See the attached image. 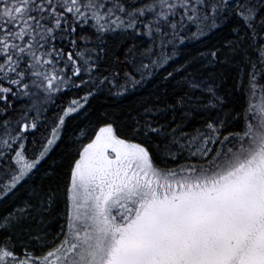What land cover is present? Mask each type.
<instances>
[{"label":"snow or ice","instance_id":"obj_1","mask_svg":"<svg viewBox=\"0 0 264 264\" xmlns=\"http://www.w3.org/2000/svg\"><path fill=\"white\" fill-rule=\"evenodd\" d=\"M226 11L254 38V23L264 30V17L257 20L264 0H0V118L12 108L10 97L34 98L19 119H0V160L14 152L16 165L0 171V200L46 158L65 119L84 109L96 91L105 84L118 95L134 89L174 59L178 45L219 27L217 18ZM117 31L152 43L139 51L132 44L122 58L115 56L131 70L96 77L109 54L105 34ZM258 63L264 68V46ZM188 83L201 90L194 79ZM81 87L89 90L71 99L51 138L29 158L23 134L37 124L28 122V112L39 115L54 94ZM248 89L244 131L221 138L224 120L210 121L193 136L172 129L156 145L161 159L186 154L194 161L178 167H161L146 144L122 138L111 123L100 127L72 164L66 223L52 246L37 256L0 244V264H264V75L255 63ZM207 92L210 106L223 104L213 88ZM135 132L148 137L164 130L148 123ZM27 214L9 213L0 230Z\"/></svg>","mask_w":264,"mask_h":264},{"label":"trees","instance_id":"obj_2","mask_svg":"<svg viewBox=\"0 0 264 264\" xmlns=\"http://www.w3.org/2000/svg\"><path fill=\"white\" fill-rule=\"evenodd\" d=\"M141 2L143 0H137V3ZM252 2L259 3V0ZM260 17H264V11L258 14L257 20ZM217 19L219 27L206 29V35L195 40L187 39L178 45L176 57L165 67L155 70L142 84L124 95L115 94L116 89L105 84L89 98L84 109L65 119L58 133L59 139L46 158L12 193L0 200V219L18 209H27L28 213L10 228L0 230V244L10 248L14 246L17 255L27 250L39 256L48 250L53 237L61 232L60 227L64 224L66 189L72 164L102 126L111 123L122 138L146 144L156 163L167 168L194 162L184 159L185 155L176 160L161 159L157 155L156 145L167 139L172 129H176L177 134L192 136L206 130L210 121L224 120L221 138L229 132L244 131L252 65L255 63L257 71L264 75V68L258 63V49L264 46V30L254 23L259 33L254 38L252 30L230 11ZM237 28L239 31H236ZM84 31L89 29L86 27ZM190 33L191 29L185 34L190 36ZM104 39L109 54L99 61L94 74L96 77L111 75L117 70L122 72L125 68L131 70V65L117 63L115 56L122 58L123 50L132 44H136L139 51L152 43L144 35L135 36L121 31L107 33ZM213 52L216 53L215 58ZM206 53L208 62H200L198 55ZM136 63H139V57ZM169 72L171 76H168ZM119 79L122 80V75ZM193 79L201 85V90L193 91L189 87L188 82ZM89 87L63 91L39 115L28 114V122L37 124L36 129L23 134L29 158L38 153L46 139L51 138L59 116L71 99L83 96ZM208 87L223 98L222 105L210 106ZM10 99L12 108L0 119L15 121L28 109L29 100L22 97ZM148 123L161 127L164 130L161 136L136 134L137 125L146 126ZM10 127L18 130L20 125L12 124ZM13 155L14 152H9L4 160H0V171L15 168ZM49 196L53 197L51 206L47 203Z\"/></svg>","mask_w":264,"mask_h":264},{"label":"rangeland","instance_id":"obj_3","mask_svg":"<svg viewBox=\"0 0 264 264\" xmlns=\"http://www.w3.org/2000/svg\"><path fill=\"white\" fill-rule=\"evenodd\" d=\"M207 55H208V53L198 55V57H201V61H200V62L207 63V62H208V56H207ZM57 94H59V93L54 94L53 97H52V99H51L50 101H48L47 103L42 104V105H41L42 108L45 109V108L51 103V101L53 100V98H54ZM40 95H41V97H43L44 94H43V93H40ZM22 98H23L24 100H27V101L29 100V101H28V108H30V107H31V104H32V101H33L34 98H31V97H22ZM31 112H32V113H36V111L33 110V111H29L28 114L31 113ZM206 130H207V129H206ZM206 130H204V131H202V132H205ZM192 136H193V135H192ZM93 139H94V138H93ZM85 146H86V145H85ZM81 150H82V149H81ZM81 150H80V151H81ZM185 158H187V155H186V154H185L184 159H185ZM14 165H15V164H14ZM15 167H16V165H15ZM66 201H67V196H66ZM67 203H68V202H66V211H67ZM65 223H66V217H65V220H64V224H63V226L65 225ZM60 228H62V227H60ZM51 246H52V245H51ZM51 246H50V247H51ZM50 247H48L47 249L49 250Z\"/></svg>","mask_w":264,"mask_h":264}]
</instances>
